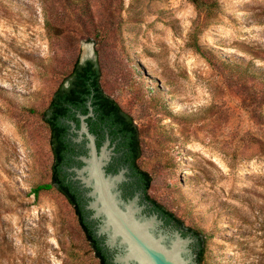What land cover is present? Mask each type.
Returning <instances> with one entry per match:
<instances>
[{
    "label": "rangeland",
    "instance_id": "obj_1",
    "mask_svg": "<svg viewBox=\"0 0 264 264\" xmlns=\"http://www.w3.org/2000/svg\"><path fill=\"white\" fill-rule=\"evenodd\" d=\"M87 60L200 264H264V0H0V264H100L67 197L33 191L43 113Z\"/></svg>",
    "mask_w": 264,
    "mask_h": 264
},
{
    "label": "trees",
    "instance_id": "obj_2",
    "mask_svg": "<svg viewBox=\"0 0 264 264\" xmlns=\"http://www.w3.org/2000/svg\"><path fill=\"white\" fill-rule=\"evenodd\" d=\"M100 68L93 60L84 63L77 62L71 71L68 84H62L53 94L48 108L43 113L44 121L51 131V148L54 155L51 183L36 186L33 191L57 189L63 193L73 205L79 223L87 239L91 243L100 264H113L112 253L104 245V237L96 233L97 222L90 218L91 211L86 209L88 198L78 180H74V172L69 169L82 166L79 156L87 153L85 141L75 142L71 132V122L80 126L78 113L88 114L91 101L93 115L87 118L90 131L96 135L100 146L108 134L111 144H115L116 154L109 166L108 172L116 173L122 166L129 168V181L122 187L124 196H133L136 190L142 191L143 197L148 200L151 210H155L165 220L166 225L191 233L201 244L200 236L194 231H187L182 221L168 211L156 200L148 195L150 176L137 165L140 155L138 129L131 116L122 110L119 104L104 93L100 84ZM201 255V251H198Z\"/></svg>",
    "mask_w": 264,
    "mask_h": 264
},
{
    "label": "water",
    "instance_id": "obj_3",
    "mask_svg": "<svg viewBox=\"0 0 264 264\" xmlns=\"http://www.w3.org/2000/svg\"><path fill=\"white\" fill-rule=\"evenodd\" d=\"M88 114L78 113L79 128L71 122L72 139L85 141L87 153L78 157L82 166L74 172L88 198L86 209L97 222L96 233L104 237V245L112 253L113 264H200V257L192 250L197 241L179 229H169L156 212L148 215L141 192L124 196L122 185L129 181V168L122 166L116 173L108 172L115 144L109 135L98 146L97 137L90 131L87 118L93 115L91 101Z\"/></svg>",
    "mask_w": 264,
    "mask_h": 264
},
{
    "label": "flooded vegetation",
    "instance_id": "obj_4",
    "mask_svg": "<svg viewBox=\"0 0 264 264\" xmlns=\"http://www.w3.org/2000/svg\"><path fill=\"white\" fill-rule=\"evenodd\" d=\"M122 188H123V187H122ZM123 191H124V189H123ZM137 191H139V190H136L135 192H137ZM139 192H141V202L144 203V204H146L147 211H148V212H151V213L156 212L155 210H151V206H152V205H150L149 202H148V200L145 199V198L143 197L142 191H139ZM156 213H157V212H156ZM164 221H165V220H164ZM167 226H168V227H171V228H174V227H172V226H170V225H167Z\"/></svg>",
    "mask_w": 264,
    "mask_h": 264
}]
</instances>
